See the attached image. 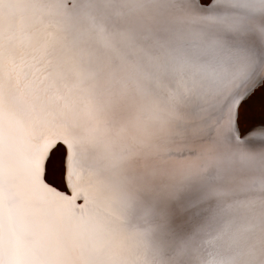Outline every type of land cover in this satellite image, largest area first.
I'll use <instances>...</instances> for the list:
<instances>
[{
	"label": "snow or ice",
	"instance_id": "obj_1",
	"mask_svg": "<svg viewBox=\"0 0 264 264\" xmlns=\"http://www.w3.org/2000/svg\"><path fill=\"white\" fill-rule=\"evenodd\" d=\"M0 264H264V0H0Z\"/></svg>",
	"mask_w": 264,
	"mask_h": 264
}]
</instances>
